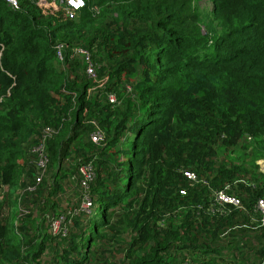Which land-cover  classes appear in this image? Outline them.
Listing matches in <instances>:
<instances>
[{
    "label": "trees",
    "instance_id": "obj_1",
    "mask_svg": "<svg viewBox=\"0 0 264 264\" xmlns=\"http://www.w3.org/2000/svg\"><path fill=\"white\" fill-rule=\"evenodd\" d=\"M201 1L0 0V264H264V0Z\"/></svg>",
    "mask_w": 264,
    "mask_h": 264
},
{
    "label": "built area",
    "instance_id": "obj_2",
    "mask_svg": "<svg viewBox=\"0 0 264 264\" xmlns=\"http://www.w3.org/2000/svg\"><path fill=\"white\" fill-rule=\"evenodd\" d=\"M5 2L12 8H17V0H5ZM65 4L68 8L72 9L73 11H78L84 7L83 0H65ZM80 53L84 55V60L87 64L86 73L89 76H93L94 75L93 64L91 62L88 52L80 51ZM109 100L113 102L114 101L113 96H109ZM90 140L92 143L97 144L100 140V134L98 132L91 134ZM32 152L35 155L34 165H35L36 175L33 183L27 185L26 188L24 189L25 192H33L36 189V187L40 184L42 176L46 170L47 159L44 152V144L42 143L40 146L33 148ZM261 165H264V161L261 163ZM79 175H80V179L78 182L80 183V188L86 190L88 183L93 179L94 176L92 167L89 165L81 167L79 169ZM185 176L191 181L195 180V176L193 174L185 173ZM217 196H218V200L221 203H227L233 206H239V201L235 200L232 197L225 196L222 192L218 193ZM90 206H91L90 198L88 197L87 194H83L77 212L78 213L87 212L89 211ZM256 210L260 212L262 215H264V201L259 200L257 202ZM261 221L263 220L261 219ZM68 224L69 222L64 214L54 216L49 220L50 233L55 236L64 237L67 234ZM183 264H188V263L186 262Z\"/></svg>",
    "mask_w": 264,
    "mask_h": 264
},
{
    "label": "rangeland",
    "instance_id": "obj_3",
    "mask_svg": "<svg viewBox=\"0 0 264 264\" xmlns=\"http://www.w3.org/2000/svg\"><path fill=\"white\" fill-rule=\"evenodd\" d=\"M200 10L205 13V14H209L210 10H211V3L208 0H202L199 4H198ZM264 160V159H263ZM260 162V161H259ZM258 162V163H259ZM263 174H264V165H260V169H259ZM28 171V170H27ZM26 176V169L23 168V178ZM47 174H45L43 179H46ZM65 186H67V188L62 192L59 193L56 197V203L58 206V210H56V213L60 214V213H66L68 210L73 209L77 206L78 202H79V189L78 187L72 183V182H68ZM19 191L18 190H12V195H18ZM31 210V216H36L40 213V207L39 206H35L33 205ZM8 211V207L6 206L4 212Z\"/></svg>",
    "mask_w": 264,
    "mask_h": 264
},
{
    "label": "clouds",
    "instance_id": "obj_4",
    "mask_svg": "<svg viewBox=\"0 0 264 264\" xmlns=\"http://www.w3.org/2000/svg\"><path fill=\"white\" fill-rule=\"evenodd\" d=\"M84 1V0H83ZM64 2H65V0H64ZM84 6H85V2H84ZM84 8V7H83ZM83 8H81V9H83ZM80 9V10H81ZM79 11V10H78ZM264 160H261L259 163H258V165H259V168H260V165H261V163L263 162ZM194 181V180H193ZM263 221H264V215H262V218H261Z\"/></svg>",
    "mask_w": 264,
    "mask_h": 264
}]
</instances>
